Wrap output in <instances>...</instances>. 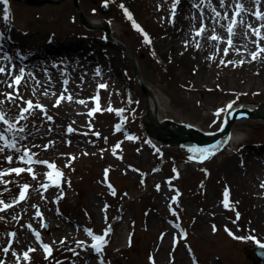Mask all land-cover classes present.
<instances>
[{"label": "rangeland", "instance_id": "374dc122", "mask_svg": "<svg viewBox=\"0 0 264 264\" xmlns=\"http://www.w3.org/2000/svg\"><path fill=\"white\" fill-rule=\"evenodd\" d=\"M17 1L20 0H12L13 6L9 9L10 20H13L9 24L16 26V30H13L15 39L21 47L35 49L43 60L44 68L31 64L29 73L35 80L38 74L43 73V83L51 82L50 76L55 79V89L47 86L49 95L44 96L42 93L45 89L41 86L33 95L32 87L35 82L26 77L28 86L20 89L23 100H32L34 104L44 106L48 115L55 118V122L52 124L45 121L42 124L43 114L35 115V123L42 124L39 135L18 143L17 147L22 153L24 145H28L39 159L55 162L64 171L65 183H61L59 188L53 187L48 194L39 195L40 186L49 179L42 164L34 166L36 180L27 171L20 176L13 173L0 177V200L13 205L6 212H0V217H3L0 220V259L5 264H17L11 251L22 255L29 247H33L37 251L30 253L31 264H57L58 261L62 264H81L85 262V258L91 264H98L94 253L90 250L82 252L77 247V242L84 241L85 245L92 243L91 238L83 231L84 228L91 229L94 235H102L110 226L111 234L106 237L109 244L103 251V259L108 264H255L251 252L264 239V188L261 187L264 183V157L261 160L255 159L258 153L264 156V120L250 118L233 122L231 128L235 130L239 143L218 150L209 161L205 160L203 163L199 162L198 154L190 152L188 148L180 145L168 147L165 144L163 147L144 133L141 122V117L146 114L144 89L151 90L153 97L161 99L164 106H160L167 110V118L174 123L200 125L203 129L209 126L211 131H219L226 116V112L221 113V117L215 119V108L223 101L247 92L243 85L235 86L232 82L223 86L217 79L198 88L200 82L196 83L195 78L184 79L182 73L161 66L158 57H153L150 51L153 44L144 43L141 33L133 27V21L149 35L158 31L156 22L157 19L162 21L164 12L162 23L171 28V23L178 22L177 16H173L171 12L173 0L162 4H142L139 9L135 6L137 2L129 4L123 0H76L78 9L71 0H38L39 6ZM51 1H57L58 4L54 5ZM102 3H107L109 10L103 12ZM120 5H124L131 13L132 20L124 15ZM80 14L83 20L96 19L99 24H107L109 36L121 45V48L110 44L103 47L107 56L111 57V62L103 58L100 49L96 54L93 52L90 62L84 61L92 54L93 48L87 46L101 42L100 38L106 32L98 28L86 30L80 22ZM2 26L3 32H7L9 27L0 22V27ZM199 28L193 26L190 30L195 35ZM226 30L227 24L224 28L227 39L222 37L221 41L223 53L227 48V40H233L234 37V34L229 37ZM208 34L213 35L211 31ZM49 37L53 39L52 44H47ZM74 39L82 41L79 44L80 49L83 48L82 56H79L81 61L76 55L78 52L70 56L64 49L60 54L54 51L55 45L61 46L66 41L64 45L72 46ZM4 54L0 53V66L3 67L7 65L1 61ZM237 54L233 52L234 56ZM257 54L259 58H264V52L260 49ZM226 57H232L230 47ZM167 59L168 54L166 61ZM234 62H224L223 65H227L224 74L230 79L239 80V73L246 71L242 67L237 68L239 59ZM109 65L113 72H109ZM97 68L102 70L99 78L95 75ZM61 69L66 73H61ZM188 73L191 77H196L198 70L190 67ZM231 75L234 76L230 77ZM63 79L69 80L68 85H63ZM2 81L11 82L8 78H3ZM97 82L107 83L108 87L103 93L104 101H98L101 111L89 117L85 111L95 103H86L84 106L75 101L83 99L87 102L92 93L95 97L94 85ZM64 87L69 90L64 94L72 95L73 102L65 101L59 107L51 106ZM229 88L235 90L223 92V89ZM252 90L246 99L264 103V90L263 95L257 93L262 90L260 88ZM12 92L13 89L8 88L6 83L0 84V93ZM52 92L57 96L51 95ZM0 99L5 97L0 95ZM16 103L26 106L20 100ZM65 104L72 105L68 116L58 117ZM4 106L11 109L10 117L18 113V109L6 100ZM109 107L113 110L121 108L123 114L119 116L113 111H106ZM117 121L121 123V131L115 133L114 123ZM29 126L31 127V123ZM68 126L75 130L71 136L66 132ZM48 129L51 131L48 132ZM97 132L99 137L94 135ZM124 134V142L119 143L117 137ZM126 136L134 139L128 140ZM69 139L73 143L67 146ZM58 144L63 147L62 150L56 149ZM117 144L119 148L116 149V155H123L120 160L112 154V149ZM44 145H49L47 151L43 150ZM189 148H195V145ZM9 150L5 149L0 154V171H10L17 167L15 161L22 162L20 153ZM7 155L13 156L11 164L5 159ZM190 156L194 158L189 160ZM69 157L75 159L70 161ZM66 164H70V167H65ZM106 169L109 176L107 180L104 177ZM168 181H171L172 190ZM107 182L116 190L115 196L110 194ZM24 184L29 185L28 195L33 194L29 197L31 201L27 199L17 203L18 191ZM156 185H160V191L156 190ZM226 187L229 191V209H225L222 203ZM177 192L179 206L172 204L171 199ZM61 194L63 199H59ZM51 197L55 199L54 203L49 201ZM48 201L51 214L56 217L60 226L64 225L68 230L56 228L52 231L50 221L36 217L37 208L40 211L39 206ZM170 204L177 216L172 215ZM105 206L106 212L102 211ZM233 208L240 213V219L236 223L232 222L235 220ZM13 215L17 217L16 220L12 219ZM29 224L33 230L40 232L42 241L52 247L53 256L50 260L44 259L43 250L37 246L27 228ZM174 224L181 225L182 229L180 226L173 227ZM212 225H216L215 233ZM225 227L242 239H232L224 231ZM18 231H24L29 239L23 233L18 234ZM12 232L16 233L15 237L9 236ZM181 233L186 234V238ZM249 236L254 240L243 239ZM61 240L66 243L61 245ZM9 244L12 248L5 255L2 249ZM162 245L165 246L164 252H160ZM69 249H75L80 255H74ZM19 264L28 262L21 259Z\"/></svg>", "mask_w": 264, "mask_h": 264}, {"label": "bare ground", "instance_id": "6f19581e", "mask_svg": "<svg viewBox=\"0 0 264 264\" xmlns=\"http://www.w3.org/2000/svg\"><path fill=\"white\" fill-rule=\"evenodd\" d=\"M126 3L130 2H137L136 8H141V5H148V4H154L155 2L158 3H166L168 0H123ZM239 2L243 5L244 11L241 12L240 16H234L235 12L237 11L236 8V0H224V5L221 6L220 0H180L179 6H181L180 9H178L177 21L175 23H171V28L166 27L164 22L162 23L164 19V12H163V18L162 21L157 19V26L158 31L153 32L148 35L151 43L153 44L152 48L150 49L151 54L155 53L153 57H158L160 61V65L163 67L168 68L171 71H177L182 73L184 76V79H194L198 83V88L202 87L203 84L206 82L208 83L210 80H219L223 86L227 84L233 85H243L247 92L246 94H239L236 98L228 99L227 101H223L220 105H218L215 109H225L223 114L226 112V118L232 113L233 118L238 116V118L235 120L236 123L241 120H249L247 119L249 115L251 114H263L264 116V103H260V101H251L246 99V96L251 95L252 89L260 88L262 90H258L259 95H263L264 90V66H262V62H264V58H257L256 60H252V52H258L260 48L257 47V43H259L261 48H264V39H258L256 36H254L251 32V29L248 27L249 25L252 26V28H261V36H264V27H261V25H264V21H258L256 20V17L254 15L255 11L259 9V11L264 14V0H259V4L255 3V0H239ZM164 11V9H163ZM216 12L220 13V16H216ZM2 13V8L0 7V14ZM160 13V12H159ZM152 14H150L151 16ZM225 15H227V19H225ZM149 16V15H148ZM149 16V17H150ZM156 16V14H155ZM154 16V17H155ZM161 17V16H160ZM166 18V17H165ZM233 19L236 20V25L233 28L234 37L232 40V47H230V54L232 57H226L224 53L222 52L221 48V41L222 37H225L227 39L226 32L224 33V28L227 24L232 23ZM90 24H97L99 22H96V19H88ZM198 26V27H204L205 32L201 34V36L197 37L191 32V27ZM86 30H88L86 28ZM89 31V30H88ZM213 35H216L219 39L217 41H212L210 39L211 36L208 32H210ZM5 36V40L0 41L3 44L6 45V49L2 51H8V47H10V44H14L18 51L20 52L22 58L28 62H34L37 63L40 68L43 65V60L39 56L40 54L37 51L29 52L27 49L28 47H21L19 45V41L15 39L14 31L13 29L8 30L7 32L3 33ZM47 39V38H46ZM77 39V38H76ZM74 39V44L71 45H63L61 47H56L54 51L56 53L61 52L62 49L66 50L70 56L75 55L77 52V57L82 56V49H80V45L82 44V41H77ZM186 42V43H184ZM150 43V44H151ZM197 43L199 44V47H197ZM226 43V42H225ZM109 44V43H107ZM92 46V54L86 58L84 61L90 62L93 57V52L96 54V50L100 49L103 52L104 56H107L105 53V48L103 42H97L96 45H90ZM250 48V50H249ZM24 50L21 52V50ZM157 50V51H155ZM233 52L238 53L237 55H233ZM75 53V54H74ZM168 54V59L166 61V55ZM42 56L43 55L42 52ZM171 56V57H170ZM206 56V58H205ZM10 58V56L8 55ZM79 57V60L82 59ZM236 59H239L240 62L243 61L241 64L240 62L237 64V68H243L246 72L239 73V80L230 79L225 74L224 71L227 70L225 65L221 64V61L224 62H232ZM1 61L6 62V73L11 72L12 75L17 73V70L15 67L11 66L12 60L10 58V62L7 60L2 59ZM71 66H73V63H71ZM197 68L198 74L196 77H191L188 73V69ZM224 68V69H223ZM43 75V73H42ZM42 75H37V80L40 81V86L47 89L48 86L52 89H55L53 87L55 82V79L50 76L49 79H51V82H42ZM234 75H231L230 77H233ZM0 78L2 81L3 78L5 79H11L6 74L0 75ZM71 78V76H70ZM2 84V83H0ZM257 86V87H255ZM206 90H208V87L205 86ZM211 89V88H209ZM233 89V88H232ZM232 89H223L225 93H230L231 91H234ZM49 91V90H48ZM222 91V90H220ZM152 91L150 90L148 93L149 98L146 100V105L150 107V111L144 116V120L148 124V128L151 130V133L156 135L157 137L162 138H170L172 136L173 130L175 133H178V141L182 144H180L181 147L183 146H192L196 145L199 146L200 149H210L213 148V146L219 142L220 138L218 136L217 131H211L210 127L202 128L199 126H191L189 124L183 123V125L175 126L171 124H167V118L166 112L167 110L163 109L161 106H164L161 99H158L157 97H153ZM57 96V95H56ZM54 102V101H53ZM52 102V103H53ZM184 102L187 103V100ZM238 102V103H236ZM232 103V108L228 109L226 106ZM161 105V106H160ZM51 106H53L51 104ZM72 107L71 104H65L62 106L61 111L58 113V117H67L69 108ZM77 113V112H76ZM81 113V112H78ZM213 113H215L213 111ZM151 115H154V119H158L161 123L152 122ZM219 117L214 115L215 119H219ZM114 118V117H112ZM225 118V119H226ZM246 118V119H245ZM33 119V118H32ZM55 118H52V124L55 122ZM252 119V118H251ZM260 119V118H259ZM78 120H81V117L78 118ZM234 121V122H235ZM69 127V126H68ZM66 127V132L67 128ZM173 129V130H172ZM69 136L71 134L68 133ZM80 137V135L78 134ZM125 138V134L120 137L118 136L116 140L119 141V143H123ZM73 143L72 139H69L66 142V145L69 146ZM239 141L236 137L235 130L233 127H230L229 131V137L226 146H233L238 144ZM228 145V146H227ZM172 146V145H171ZM178 146V145H177ZM58 150H62L63 147L58 144L57 148ZM127 152V151H126ZM125 152V154H126ZM262 153H258L255 159L258 158V160L263 159ZM230 155V154H227ZM232 155V154H231ZM104 157V156H103ZM119 156H116V158ZM199 158V156L197 155ZM105 158V157H104ZM123 155H121L117 159H122ZM45 159V158H42ZM107 159V158H105ZM210 158L208 159V161ZM207 161V162H208ZM33 194H30V196ZM29 195H27L28 201H31V198ZM17 197V196H16ZM19 198V197H18ZM26 199V200H27ZM18 200V199H17ZM51 203H54L55 199L53 197L49 200ZM49 201L46 204H42L39 206L40 212L42 214V218H46L48 221L51 222V230H56V228H61L64 230H68V227L64 225H59V223L56 220V217L51 214L50 209L48 208ZM22 226V225H21ZM23 233L25 236L26 233L24 231L20 232L18 231V234ZM27 239L29 237L27 236ZM264 243V239H262ZM261 241V242H262ZM49 243L51 241L49 240ZM1 244V242H0ZM163 247L161 246L160 252H164ZM18 248V247H17ZM81 264H85V262H82ZM87 264H91V261H87Z\"/></svg>", "mask_w": 264, "mask_h": 264}, {"label": "snow or ice", "instance_id": "6c2138e0", "mask_svg": "<svg viewBox=\"0 0 264 264\" xmlns=\"http://www.w3.org/2000/svg\"><path fill=\"white\" fill-rule=\"evenodd\" d=\"M179 3V0H175V3L172 4V14L173 16L175 15V10H176V5ZM255 3L259 4V0H255ZM0 4L5 5V7L3 8V15H2V19L5 23L10 21V11L9 8L7 7L8 5V0H0ZM220 4L221 6L224 5V0H220ZM105 6H107L105 4ZM236 8L237 11L235 12V16H240L241 12L244 11V7L243 5L239 2V0H236ZM120 8L124 11V15L129 19L132 20V15L131 13L128 12V10L124 7V5H120ZM256 20L258 21H264V14H262L259 9H257L254 13ZM216 16H220L219 12H216ZM225 19H227V15H225L224 17ZM236 25V20L233 19L232 23L228 25L227 27V32L229 37H231L234 33H233V28ZM133 27L141 33V35L143 36L144 39V43L145 44H150L151 41L148 37V35L146 33L143 32V30L140 28V26L138 24H136L133 21ZM251 29V32L254 36H256L258 39H264V36H261V28L257 27V28H252L251 25L248 26ZM261 27H264V25H261ZM205 32V28L202 26L200 27L195 35L197 37L201 36L202 33ZM210 39L212 41H217L219 38L216 35H212L210 37ZM5 40V36L2 32H0V41ZM227 44L228 47H232V40L228 39L227 40ZM0 47H2V45H0ZM197 47H199V44L197 43ZM257 47L260 48L261 52H264V48H261L259 43H257ZM224 54L227 55L228 54V48H225L224 50ZM153 55H155V53H153ZM258 58V54L256 52L252 53V60H256ZM4 60H7L10 62V58L8 56H4L3 57ZM231 63V62H229ZM241 64L243 63V61L240 62ZM221 64H224V61H221ZM227 66V65H225ZM6 74L7 76H9L11 78V82L7 83V81H0V83H6L7 87L10 89H13L12 93H0V95L4 96L5 99H0V154L4 153L5 149H10V150H15L17 153H20V149L17 147L18 143H21L27 139H29L30 137H34L35 135H39L40 133V127H42L43 122H51L52 121V116L48 115L47 110L44 106H42L39 103L34 104L32 100H23V95L20 91V89L22 87H27L29 81L25 79V70L23 67H21L19 69V74L17 75H12V73L9 71L6 73V69L3 66H0V75H4ZM100 69L97 68L95 75L96 76H100ZM28 77L30 80H33L35 82V86L32 87V93L33 95H35V93L37 92V90L40 87V81L35 80V77H33L31 75V73L28 74ZM83 75L81 76V81L83 82ZM69 80L68 79H63V85H68ZM108 85L105 83H100L98 85L99 89H104L107 90ZM69 90L67 87H64L63 92L57 96L55 103L53 104V107H59L61 105L62 102H68L71 103L73 102V96L72 95H65L64 93H67ZM42 95L44 96H48L49 92L46 89ZM51 95L55 96L56 93L52 92ZM5 100L8 102V104L15 106L18 109V113L17 114H13L11 115V117L9 116V113L11 112L10 108H5ZM20 100L23 104H25L26 106L22 107L20 104H17L16 101ZM93 100L96 101L97 106L95 108H93L92 110L88 111L87 115L89 117L94 116V114L96 112H100L101 108L99 107V97H93ZM75 103H78L80 105H84L86 106V101L83 99H79L76 100ZM232 103H229L226 108L227 109H231L232 108ZM106 111L108 112H112L113 109L111 107L107 108ZM225 109H219L217 110L214 115L219 117L221 115L222 112H224ZM123 110H119V112H117V114L119 115L120 113H122ZM37 114H43L42 115V124L41 125H37L34 121L33 118L35 115ZM23 122V123H22ZM31 123V127L29 126V124ZM224 123H227V121H224ZM19 125V126H17ZM115 130L117 132L121 131V126L118 124L115 126ZM48 132L51 131V129L47 130ZM75 130L69 126L67 128V133L71 134L73 133ZM11 134V135H10ZM87 133H84V135H86ZM94 135H96L97 137H99V133H94ZM107 138H105L106 140ZM126 139L128 140H133L134 137L131 136H126ZM33 147H36L37 145H32ZM25 147V151H23L22 153H20V160L25 163V164H29L31 165L33 163L32 160V155L30 154V151L27 150L28 149V145H24ZM49 145H44L43 146V150L47 151L48 150ZM119 148V144L115 145L112 149V154L116 155V149ZM190 152L198 154L199 156V162L203 163L205 160H208L211 156H213L215 154L214 150H210V149H199V148H191L189 149ZM85 155H87V153H85ZM119 158V157H117ZM194 157L190 156L189 160L193 159ZM6 161L11 164L13 162V156L12 155H7L5 157ZM75 159V157H69V160H73ZM35 163H40V164H44L47 166L48 169H55L56 166L52 163H49L47 161H40L37 160L35 161ZM242 166H243V162H242ZM65 167H70V164H66ZM133 171H138L136 169H132ZM159 169H157L158 171ZM25 171L28 172V174H30L32 176L33 180H36L37 177L36 175L33 173V169L31 167H28L27 169L23 168V167H14L12 168L10 171H0V177L3 176H9L12 175L13 173L16 176H20L22 173H24ZM175 171V169H174ZM46 175L48 176V178L50 180H55V181H59L62 177H63V173L60 171H55V172H48L46 173ZM178 175V174H177ZM107 176H108V170H105V180H107ZM70 186V181L67 182ZM170 186V190L171 189V181L167 182ZM141 184H143V180H141ZM43 188H45V190H47L48 185L47 184H43L41 185ZM55 186L57 188L60 187L59 183H56ZM107 187L110 189V194L115 196L116 195V190L113 188V186L111 184H107ZM261 187L264 188V183L261 184ZM29 190V185L28 184H24L21 186L20 192H19V200L17 201V203H20L24 200L27 199V193ZM156 190L160 191V185H156ZM179 195V193L177 192L176 196H173L172 199V204H176L178 205V201H177V196ZM223 207L225 209H229V191L226 187L224 193H223ZM59 199H63V195L61 194L59 196ZM238 203V202H237ZM0 205H2V207H0V212H6L8 209L12 208L13 205L12 204H8L5 203L3 200H0ZM33 207H36L35 205ZM170 210H172V205H169ZM235 212V220H233V223H236L239 219H240V213L238 211H235V209H232ZM102 211H107V206H105L104 209H102ZM172 215L173 216H177V213L175 212V210H172ZM36 217H40L42 219V214L39 211V209L37 208L36 211ZM178 218V217H177ZM3 217H0V220H2ZM13 220H16L17 217L15 215L12 216ZM105 221L107 222V217L105 216ZM43 227H47L46 225H42ZM173 227L179 228L178 224H174ZM27 228L29 230L32 231L33 236L35 237L37 243H39L40 248L43 250L44 253V259L45 260H50V258H52L53 256V249L49 244H44L41 242V236H40V232L35 231L32 229V226L29 224L27 225ZM212 230L215 233L217 231L216 225H212ZM83 231L86 233V235L88 237L91 238L92 243L85 245L84 241H78L77 242V247L81 249L82 252H87V251H91L92 253H94V255L96 256L97 260H98V264H105V261L103 259V251L105 246L107 245L108 241L106 239V237L110 236L111 234V227L109 226L108 228H106L103 232L102 235H94L93 231L91 229L88 228H84ZM224 231L228 234V236H230L232 239H242L241 237H237L230 229H228L227 227H225ZM10 236L15 237L16 233L12 232L9 233ZM182 237L186 238V234L181 233ZM163 238V236L161 237V239ZM248 239H252V237H248ZM53 243L55 244L56 241H53ZM59 243L61 245L65 244L66 241L65 240H61L59 241ZM131 244V237H129V245ZM259 247L264 248V243L259 244ZM12 248V245L9 244L8 247H4L2 249L3 253L5 255L9 254L10 249ZM70 251L73 252L74 255L79 256L80 253L76 252L75 249H69ZM37 249L33 248V247H29L26 251H24L22 253V255H18L16 251H11V256L15 257L17 264H19V261L22 259L23 261L28 262V264H31V260L32 257L30 256V253H34L36 252ZM151 259V258H150ZM0 264H5L4 260L0 259ZM57 264H62V262H57ZM85 264H87V258H85Z\"/></svg>", "mask_w": 264, "mask_h": 264}, {"label": "water", "instance_id": "95a60500", "mask_svg": "<svg viewBox=\"0 0 264 264\" xmlns=\"http://www.w3.org/2000/svg\"><path fill=\"white\" fill-rule=\"evenodd\" d=\"M27 2H29V3H31V4H35V5H39L40 4V2L39 1H37V0H26ZM251 116H252V118H256V119H262V120H264V116H263V114H261V115H259V114H251ZM233 120L234 119H232V120H230L229 122H228V125L226 126V128L218 135L219 136V138H223V140L225 141V139H226V137H227V133H228V131H229V128H230V126H231V124H232V122H233ZM167 124H173L171 121H167L166 122ZM177 126H180V125H177ZM147 132L149 133V134H153V133H151V130L148 128L147 129ZM176 136H178V133H175L174 131H173V133H172V136L170 137V138H160V137H157L156 136V138L158 139V140H161L162 142H165V143H168V144H177V143H180L179 141H178V138L176 137ZM256 252V254H263L264 252L261 250V249H258V250H256L255 251ZM258 264H264V263H262L261 261H259L258 260V262H257Z\"/></svg>", "mask_w": 264, "mask_h": 264}]
</instances>
